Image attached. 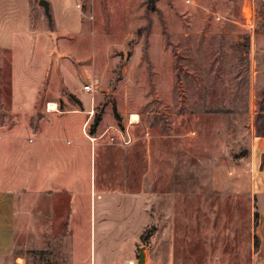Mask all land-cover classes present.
I'll return each instance as SVG.
<instances>
[{
	"label": "rangeland",
	"instance_id": "obj_1",
	"mask_svg": "<svg viewBox=\"0 0 264 264\" xmlns=\"http://www.w3.org/2000/svg\"><path fill=\"white\" fill-rule=\"evenodd\" d=\"M40 1L28 35L25 0H0V126L37 130L51 103L88 110L86 130L69 113L49 131L65 126L55 142L85 138L93 151L76 164V222L64 193H29L10 260L259 264L250 147L264 136V0ZM13 94L43 115L11 113ZM15 131V162L25 152L36 171L41 141ZM96 189L119 197L94 224Z\"/></svg>",
	"mask_w": 264,
	"mask_h": 264
},
{
	"label": "crops",
	"instance_id": "obj_2",
	"mask_svg": "<svg viewBox=\"0 0 264 264\" xmlns=\"http://www.w3.org/2000/svg\"><path fill=\"white\" fill-rule=\"evenodd\" d=\"M32 5L33 4L31 0H25V5L23 3V9L19 11L18 21L21 23H26V33L28 35H30L29 20ZM3 16L6 18L4 14ZM3 20L6 19L3 18ZM21 25L18 26V28L16 27L18 32L24 31L23 24ZM14 51L15 50H13V52ZM11 99L13 105L17 108L16 110L13 109L11 113L16 111L17 113H20L22 116L26 117H30L31 114H39L41 116L44 113V110L30 111V109L24 108V103L20 105L18 102L22 99L17 100L14 94L12 95ZM47 110V113L50 112V114L46 115L48 119L43 121L40 127H38L39 129L37 130H32L31 126L28 123L17 126H0V264L15 263V261L10 260L9 255L15 245L17 209L19 206V200H25L26 198H28L29 193L33 191H36L39 194L57 193L62 195L64 193V196L71 200L70 205L72 209V215L69 223L73 225V223L76 222V220H72V216L75 215L72 201H74L76 197V176H79V173H77L76 164H78L79 160H83L84 155L87 153V151L89 152V156L91 159L93 145L88 140H85V138L84 140L81 138L79 140H76L72 145H69V141L71 140L69 138L67 139L68 141H66V146L63 143L55 142L54 140H62V138H67L63 136H65V134L70 130H68L67 128V131L64 132L66 127L62 126L59 131H49L51 130L49 125L53 118H62L63 115H67L69 113L76 115L80 113L82 115H86L81 123L80 129L82 131L83 128H85V125L87 127L89 124L90 113L88 112V110L62 113L57 110V107L55 110H49V108ZM16 128H22L27 131L26 133H33L35 135L34 138L41 141L36 144L37 146L34 144V151L37 152V157L39 160L38 162L40 163V167L36 171H30L29 166L26 165V158H24L26 154L25 152H21L22 164L20 165V163L18 164V162H15V155L16 152L18 153V151L15 152V147L9 140L11 139L13 134H15ZM46 130L47 132H44ZM46 133L54 134L51 138H49L47 136H44ZM59 133L64 135H59ZM73 135L75 136V133H73ZM87 137L89 136L86 135V139ZM46 138H49L50 140ZM28 142H31L30 139H28ZM32 153L34 152L32 151ZM250 155L251 191L254 197L256 215L254 233L258 239L257 259L259 264H264V136H256L253 138L250 147ZM27 157H29V154L27 155ZM51 161L52 163H50ZM57 164L61 166H58ZM63 165L67 166L64 168ZM91 184L92 183H90V186ZM108 193V191H103L102 189H96L94 192V196L96 199L94 202V209L92 205L90 206V218L91 222L93 218L94 224L97 218L96 215L101 209L100 207H102L101 211L104 210L102 203L107 205L109 199H116L119 197H110ZM103 218L104 216H102V220H104ZM121 259L122 257L119 256L116 261L120 262Z\"/></svg>",
	"mask_w": 264,
	"mask_h": 264
},
{
	"label": "bare ground",
	"instance_id": "obj_3",
	"mask_svg": "<svg viewBox=\"0 0 264 264\" xmlns=\"http://www.w3.org/2000/svg\"><path fill=\"white\" fill-rule=\"evenodd\" d=\"M49 107V110H55L56 109V105L55 104H50V105H48ZM130 120L131 121H136L137 120V117L135 116V115H132L131 117H130ZM93 140V139H92ZM91 140V141H92ZM130 264H132V263H130Z\"/></svg>",
	"mask_w": 264,
	"mask_h": 264
},
{
	"label": "trees",
	"instance_id": "obj_4",
	"mask_svg": "<svg viewBox=\"0 0 264 264\" xmlns=\"http://www.w3.org/2000/svg\"><path fill=\"white\" fill-rule=\"evenodd\" d=\"M96 125H97V123H95L94 127L92 128V130H91L92 133L95 131ZM255 217H256V215H255ZM253 241H254V247H255V249H258V239H257L256 236H254Z\"/></svg>",
	"mask_w": 264,
	"mask_h": 264
},
{
	"label": "water",
	"instance_id": "obj_5",
	"mask_svg": "<svg viewBox=\"0 0 264 264\" xmlns=\"http://www.w3.org/2000/svg\"><path fill=\"white\" fill-rule=\"evenodd\" d=\"M40 5H42V6H45L46 7V2H44V1H40V3H39Z\"/></svg>",
	"mask_w": 264,
	"mask_h": 264
},
{
	"label": "built area",
	"instance_id": "obj_6",
	"mask_svg": "<svg viewBox=\"0 0 264 264\" xmlns=\"http://www.w3.org/2000/svg\"><path fill=\"white\" fill-rule=\"evenodd\" d=\"M83 89L88 91L89 90V87L88 86H85ZM127 264H130V263H127Z\"/></svg>",
	"mask_w": 264,
	"mask_h": 264
}]
</instances>
